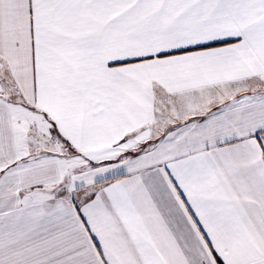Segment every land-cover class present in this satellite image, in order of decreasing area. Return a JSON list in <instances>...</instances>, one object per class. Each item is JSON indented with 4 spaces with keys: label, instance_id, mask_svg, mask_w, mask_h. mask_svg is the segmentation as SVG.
<instances>
[{
    "label": "snow or ice",
    "instance_id": "snow-or-ice-1",
    "mask_svg": "<svg viewBox=\"0 0 264 264\" xmlns=\"http://www.w3.org/2000/svg\"><path fill=\"white\" fill-rule=\"evenodd\" d=\"M0 264H264V0H0Z\"/></svg>",
    "mask_w": 264,
    "mask_h": 264
}]
</instances>
